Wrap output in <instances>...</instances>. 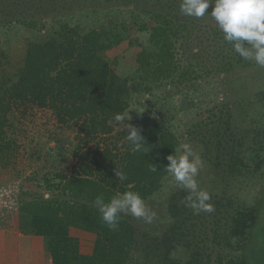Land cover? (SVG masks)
<instances>
[{"label":"trees","instance_id":"trees-1","mask_svg":"<svg viewBox=\"0 0 264 264\" xmlns=\"http://www.w3.org/2000/svg\"><path fill=\"white\" fill-rule=\"evenodd\" d=\"M63 1L0 0V30L19 24L40 31L42 21L46 29L28 40L16 71L8 70L9 55L0 39V264H20L14 241L18 230L31 236L32 264H200L194 254L186 262L175 258L187 232L181 225L194 215L181 203L188 192L166 186L170 176L164 168L170 163L167 156L179 154L185 143L171 126L176 113L192 106L206 87L217 102L200 113L195 126L201 130L187 132V142L199 144L200 156L209 163L198 183L206 188L210 174L219 180L217 189L223 186L224 196L212 194L211 202L218 210L223 206L227 247L233 238L254 235L264 221V122L242 131L235 124L239 109L234 105L240 97L237 87L246 90L251 78L238 73L253 61L223 40L215 21L204 23L208 15H183L182 0H79L66 2L65 11L62 6L40 12L46 2ZM110 13L116 19L101 20ZM91 19L100 22L85 28ZM124 40L133 48L129 57L104 56ZM258 95L264 113V88ZM135 100L142 110L128 123L140 130L145 145L133 153L128 130L114 116L126 115ZM35 108L51 110L58 124L73 126L70 172L39 165L45 154L46 160L66 154L59 139L47 145L49 140L40 143L38 134L29 141L21 138L27 133L23 117ZM244 120L249 122L248 112ZM154 164L156 172L150 171ZM116 168L127 180L115 177ZM256 181L259 192L250 206L244 196ZM166 188L171 192L164 193ZM125 191L139 192L152 211L164 204L166 229L160 230L164 225L155 212V220L145 225L122 214L118 230H110L94 201L102 195L107 202ZM70 227L96 234L91 254L80 252ZM219 237L215 233L213 240L221 242Z\"/></svg>","mask_w":264,"mask_h":264},{"label":"rangeland","instance_id":"rangeland-1","mask_svg":"<svg viewBox=\"0 0 264 264\" xmlns=\"http://www.w3.org/2000/svg\"><path fill=\"white\" fill-rule=\"evenodd\" d=\"M57 1L61 2L63 0ZM68 1L79 0H66L63 1L62 4L59 2H55L54 4L46 2L43 4L40 12H57L56 9L61 8L62 6L63 8L61 9L65 11L68 8L65 3ZM70 16H72L71 19L75 21L74 14ZM116 16V14L110 13L107 15H100V18L102 21H107L109 19H116ZM214 21L215 20L210 15H208V18L204 23H213ZM99 22V20L94 21L91 19L85 28L96 25ZM41 25H43V21L39 25L40 31L28 29L24 25L19 24L13 25L12 28L7 27L0 30V39L2 41L1 44L6 49L10 59V63L7 66L8 70L16 71L21 65L28 40L38 39L41 37L42 32L46 31V29ZM141 39L145 43L148 42V37L146 35H142ZM132 51L133 48L129 46L128 40H124L118 45L106 49L103 54L109 59H112L116 56H120L122 58L124 57L123 59H125V57L127 58L131 55ZM238 74L251 76V78L249 85L245 87L246 90H242L237 87L240 97L238 98L239 100L236 99L234 101V105L239 109L238 115L236 116L237 122L235 124L238 125L242 131H253L254 128L258 127V125L263 126L261 119H263L264 122V117H262L264 114L262 112L263 107L258 100V91L264 88V68L259 67L255 64V62H253L251 67L243 69L241 73ZM178 101L180 100L178 99ZM134 102L136 103L134 104ZM141 102H145L144 98H141ZM194 102L195 103L193 105L191 104L192 106H187V104L183 107L182 111L176 113L177 117L174 121H172L171 126H173L179 132L185 143L192 144L195 150L198 149V152L200 151L199 144H196L192 140L191 142H187L190 139V136L187 134V132L193 128L199 131L201 130V128L195 126V123L201 119L200 117L203 116L200 114L202 111L206 110L208 106L214 105L213 102H217V95L215 93L213 94V91L210 90L209 87H206L205 89H202L200 95L194 99ZM141 110V104L136 100L133 101V104L126 111L128 120H126V122L132 121L133 118L141 112ZM246 112L249 113V122H245L244 120ZM23 120L22 121L25 122L23 123V129L27 131V133L21 134V138L23 140L29 141V139H34L38 134L37 140H39L40 143H43L47 138L49 140L47 141V145H53L57 139L65 144L67 150L66 154L57 157V160H54V158H47L46 160L45 154L44 159H42V162L39 165L44 167V163L46 162L48 167H54L55 165H58L59 168L70 172L74 163L72 149L75 143V131L73 126L58 124L53 112L47 109H32L29 111L26 117H23ZM202 126H204V124ZM249 135H253V133H250ZM49 136L51 138H49ZM205 163L207 164L208 162ZM28 171H33V168H30ZM247 175H249L248 179H251L253 176L251 173ZM206 178L207 183L204 190L210 193L211 199L209 203L214 206V211L211 213L201 212L199 214H193L194 217H190V220L185 225H181L182 228L187 229V232L185 236H182L184 238L178 243V249L174 254L175 258L184 259L183 262H186V259L190 258L192 254H194L196 259L201 258L200 264H264V221H262L260 227L255 230L254 235L252 234L251 236H248L247 238L245 237L242 240H235L233 238L232 246L227 247L225 244L226 240L223 241V233L226 227L225 218L223 217V206L221 207V210H218L216 204L211 202L213 199H215L212 194L217 195V198L224 196L223 186L217 189V183L219 180H212L210 174L209 177ZM257 184L258 181L252 184V187L247 189V193L244 196V200H246V203H248L250 206L252 203H254V198L259 192ZM171 185L173 186L174 182L170 177L166 183V186ZM10 188V191H12V188L14 187L10 186ZM2 191L6 194L9 193V191L5 189H2ZM170 192L171 189H164V193ZM2 196L3 195L1 193L0 199L4 198V196ZM167 197L168 196L163 198V200H165ZM158 207L159 211H153L156 212L160 218L159 224L161 226L164 225V227H162L160 230L164 231L166 229L165 225H167L165 220H163L165 217V205L160 203L158 204ZM138 221H141L143 225L146 224L143 222V220ZM21 232L23 231L21 230ZM215 233L220 236L219 238L222 240L221 242L213 240ZM197 253H200V255Z\"/></svg>","mask_w":264,"mask_h":264},{"label":"clouds","instance_id":"clouds-1","mask_svg":"<svg viewBox=\"0 0 264 264\" xmlns=\"http://www.w3.org/2000/svg\"><path fill=\"white\" fill-rule=\"evenodd\" d=\"M210 6L212 10L208 12ZM180 11L185 16L197 19L210 15L223 34V40L231 44L241 58L264 68V0H182ZM114 120L128 130L126 140L132 145V152L143 151L144 137L137 127L125 123L127 116L118 113ZM178 152L167 156L170 163L164 169L176 187L188 192L181 203L192 209L193 214L213 212L214 206L209 203L210 193L200 187L197 179L205 162L190 143L181 144ZM150 171L156 172L157 166L152 165ZM115 177L120 181L128 178L119 168L115 169ZM94 205L102 221L112 231L118 230L122 214L131 215L146 224H151L156 218V213L136 191L117 193L107 202L100 195L96 197Z\"/></svg>","mask_w":264,"mask_h":264},{"label":"crops","instance_id":"crops-1","mask_svg":"<svg viewBox=\"0 0 264 264\" xmlns=\"http://www.w3.org/2000/svg\"><path fill=\"white\" fill-rule=\"evenodd\" d=\"M70 235L78 238L79 250L81 253L91 254L93 252L96 239L95 233L76 227H70ZM14 241L17 242L18 246L17 255L18 259H20L18 262H20V264H32V261L34 260L32 257L34 256L32 255L31 236L25 232H21V230H18ZM29 248L31 251H29ZM23 255H25V257H23ZM29 255L31 256L29 257L31 258V261L27 260V256Z\"/></svg>","mask_w":264,"mask_h":264}]
</instances>
